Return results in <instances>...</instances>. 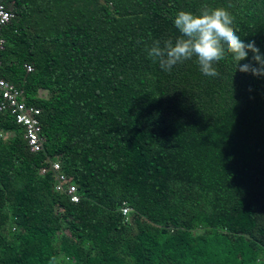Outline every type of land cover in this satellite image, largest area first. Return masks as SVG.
Segmentation results:
<instances>
[{"label":"trees","instance_id":"trees-1","mask_svg":"<svg viewBox=\"0 0 264 264\" xmlns=\"http://www.w3.org/2000/svg\"><path fill=\"white\" fill-rule=\"evenodd\" d=\"M7 2L0 77L41 108L45 141L32 152L0 114V264H264V78L227 54L216 77L195 57L168 72L146 50L207 6L264 53V0Z\"/></svg>","mask_w":264,"mask_h":264},{"label":"clouds","instance_id":"clouds-1","mask_svg":"<svg viewBox=\"0 0 264 264\" xmlns=\"http://www.w3.org/2000/svg\"><path fill=\"white\" fill-rule=\"evenodd\" d=\"M174 25L180 33L175 42L171 38L163 43L156 40L146 49L164 71L170 72L178 63L195 57L202 74L216 77L219 73L214 65L227 54L236 72L264 78V53L254 40L246 43L241 39L234 27V17L226 8L204 6L199 14L181 10L174 18Z\"/></svg>","mask_w":264,"mask_h":264},{"label":"built area","instance_id":"built-area-1","mask_svg":"<svg viewBox=\"0 0 264 264\" xmlns=\"http://www.w3.org/2000/svg\"><path fill=\"white\" fill-rule=\"evenodd\" d=\"M15 18L14 11L9 7L7 0H0V65L1 51L5 49L6 38L3 29ZM27 71H33V66L27 64ZM10 112L16 122L24 127L25 139L32 152H40L44 147V137L42 135L41 108L30 104L22 89H19L12 82L0 77V114ZM49 171L54 172L56 191L67 195L72 202H79L81 194L77 185L71 181L62 170V162L59 159H50L48 164L40 170L42 174ZM129 207L123 208L125 215L129 212Z\"/></svg>","mask_w":264,"mask_h":264},{"label":"rangeland","instance_id":"rangeland-1","mask_svg":"<svg viewBox=\"0 0 264 264\" xmlns=\"http://www.w3.org/2000/svg\"><path fill=\"white\" fill-rule=\"evenodd\" d=\"M47 91H45V90H41L40 91V96H43V97H46L47 96Z\"/></svg>","mask_w":264,"mask_h":264}]
</instances>
